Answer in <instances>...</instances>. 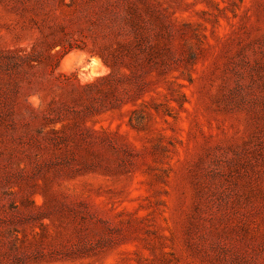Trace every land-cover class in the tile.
<instances>
[{"label":"rangeland","instance_id":"1","mask_svg":"<svg viewBox=\"0 0 264 264\" xmlns=\"http://www.w3.org/2000/svg\"><path fill=\"white\" fill-rule=\"evenodd\" d=\"M0 264H264V0H0Z\"/></svg>","mask_w":264,"mask_h":264}]
</instances>
